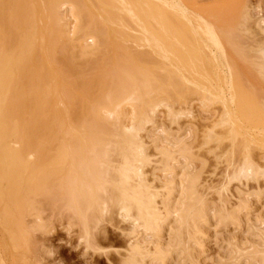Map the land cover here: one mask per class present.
<instances>
[{"label": "bare ground", "instance_id": "bare-ground-1", "mask_svg": "<svg viewBox=\"0 0 264 264\" xmlns=\"http://www.w3.org/2000/svg\"><path fill=\"white\" fill-rule=\"evenodd\" d=\"M196 1L0 0V181L6 177V189L14 192L13 182L23 168L27 173L37 172L38 181L45 179L48 172L41 176V170L51 164L50 145L60 143L52 151L62 154L64 162L56 160L71 169H67L71 178L67 176L69 187L63 198L70 213L67 227L78 226L83 244L78 243L85 255L103 250L99 242L107 231L101 224L115 217L125 224L118 231L126 243L122 250L115 249L116 263L108 258L109 264H167L175 260L177 264L179 258L193 262L210 229L218 238L213 228L219 224L239 228L244 221L247 230L255 226L258 234L250 239L251 246L247 240L246 247L234 246L233 260L264 264V214L254 220L247 216L251 197L259 203L264 196V94L258 97L254 88L264 85V46L256 48L259 56L250 64L256 69L251 71L254 82L248 81L254 90L239 74V64L231 58L235 52H228L242 48L229 34L235 32L240 15L233 16L238 15L236 21L228 14L231 19L226 22L234 29L226 36L227 27L221 29L211 22V13L209 18L205 11L199 14ZM244 8L236 26L250 34L252 17L247 6ZM256 23L264 34L262 22ZM241 52L246 62L247 55L243 49ZM237 55L242 56L240 52ZM211 107V118L201 119L202 111ZM160 108L167 110L173 122L187 117L189 121H210V125L199 135L196 124L188 121L174 135L157 122ZM60 115L67 120L62 143L63 120L61 128L56 124ZM41 140L50 148L46 145L43 149ZM149 146L153 151L149 152ZM202 150L213 153L225 166L219 188L209 186L201 177L206 162ZM12 167L21 170L13 173ZM21 172L15 192L20 195L21 189L24 195L30 194L29 184L37 182L36 177L28 173L26 185L29 176ZM232 183L237 185L234 202L230 200ZM250 183L254 190L249 189ZM0 187V194H9ZM24 195L20 199L16 195L20 209L13 211L31 218L35 231L47 233L46 221ZM5 216L0 226L9 221ZM4 226H9H1L7 232ZM9 238L12 243L13 237ZM1 245L5 249L0 235Z\"/></svg>", "mask_w": 264, "mask_h": 264}, {"label": "rangeland", "instance_id": "rangeland-1", "mask_svg": "<svg viewBox=\"0 0 264 264\" xmlns=\"http://www.w3.org/2000/svg\"><path fill=\"white\" fill-rule=\"evenodd\" d=\"M193 1H196V0H193ZM197 3V4H196ZM232 3V4H231ZM238 3V4H237ZM195 4H196V7L198 8V9H200L199 10V14L202 12V11H205L204 13H205V18L207 17V14H208V16H210V13L212 14L211 15V18H209V17H207V18H209V20H211V19H213V20H211V22H215V25L217 24L219 27H221V29L225 26V28L226 29H228L229 31H224L225 33L227 32V33H229L230 32V29H234L232 26V24H234V22L231 24L232 26V28H230V25H228V22H226V19L227 20H230L231 18H227V16H231L232 15V17L235 15V14H238V15H240L239 17H238V15H236L235 17H233V18H237L238 17V20L240 19L241 20V14H242V12L244 11L243 9H246V8H244L245 6H247V8L249 9V13L251 14V17H252V19H250V21H249V27L251 28H249L248 27V29H250V30H252L251 31V33L250 34H248L247 33V31L246 32H242V28L241 29H238V27L239 26H236L237 24L239 25V22H240V20H239V22L238 23H236V21H237V19H236V21H235V23H236V25H234V27H237V28H235V35H234V33H233V30H231L232 32H230L229 34H233V35H230V37H232V38H234V40H233V43L235 44H237V47H239L240 45L239 44H241L242 46H240V47H242V48H238V52L237 51H231V50H235V48H231V50L230 51H228L229 53H230V55H231V53H234V54H232V56H234V57H232L231 56V58H233V60H235L234 61V63H236V65H238V68H239V71L238 72H241V73H239V74H241L242 75V77H245L244 78V81L246 82H248L249 80L250 81H252V82H254L253 81V79H254V76H255V74H253V73H255L253 70H256L255 69V67H252V65L253 66H255V64H252V65H250L251 63H255V58L257 57V56H259L258 54H257V51H256V48L260 45V46H264V34L263 33H261L260 32V30H259V28H257V21L259 22H262L261 24H263L264 25V0H197L196 2H195ZM244 4V5H243ZM198 5V6H197ZM208 5V6H207ZM232 6V7H231ZM240 6V7H239ZM243 6V7H242ZM230 8V9H229ZM240 8H242L241 9V11H240ZM226 9H227V11H226ZM228 9H229V11H228ZM233 10V13H232V10ZM235 9V10H234ZM237 9V10H236ZM221 11H223V12H221ZM231 11V12H230ZM208 12V13H207ZM227 12H229V13H227ZM240 12V13H239ZM218 13H219V15H218ZM222 15H221V14ZM201 14H203V12L201 13ZM214 14V15H213ZM229 14V15H228ZM213 17V18H212ZM219 18V19H218ZM234 19V20H235ZM261 19V20H260ZM216 20V21H215ZM218 20H220V22H221V24H220V22L218 21ZM223 20H225V21H223ZM233 20V21H234ZM218 21V22H217ZM227 23V25H225V24ZM216 25V26H217ZM221 25V26H220ZM222 25H223V27H222ZM262 25V26H263ZM229 27V28H228ZM238 29V30H237ZM236 30H237V32H236ZM241 30V31H240ZM243 30V31H244ZM239 31V32H238ZM241 32V33H240ZM224 33V34H225ZM227 33L225 34L226 36H227ZM238 33V34H237ZM223 34V35H224ZM228 34V35H229ZM237 35H238V37L241 35V37H239V38H237ZM253 36V37H252ZM255 36V37H254ZM236 37V38H235ZM231 38V39H232ZM243 38V39H242ZM235 39H236V41H235ZM239 39V40H238ZM238 40V41H237ZM231 42H232V40H230ZM240 41V42H239ZM248 41V42H247ZM238 42V43H237ZM255 43V44H254ZM248 44H250V45H248ZM245 45V46H244ZM256 45V46H255ZM246 47V48H245ZM254 47V49H252ZM228 48H229V46H228ZM227 48V49H228ZM250 48V49H249ZM240 49V50H239ZM242 49H243V54L244 55H247L246 57V62L244 61V56L242 55ZM255 50V51H254ZM245 51H246V53H245ZM239 52H240V55H242V56H238L237 54H239ZM249 54H251V55H249ZM237 56V57H236ZM241 57H243V58H240ZM250 57V58H249ZM252 57V58H251ZM251 59L252 60H254V61H252V62H250L251 61ZM250 62V63H249ZM247 64V65H246ZM235 65V66H236ZM245 66H247V68L248 69H246V67ZM249 66V67H248ZM88 68H90V67H88ZM87 68V69H88ZM85 70V72H86V68H84ZM240 69H241V71H240ZM250 69V70H249ZM88 72H90V69L89 70H87ZM249 73H251L250 74V76H251V78H250V76H247L248 75V72ZM251 71H253V73L251 72ZM87 72V73H88ZM91 73V72H90ZM86 74V73H85ZM93 74V73H92ZM89 75V74H88ZM87 74H86V76H88ZM254 75V76H253ZM252 76H253V78H252ZM90 77V76H89ZM88 77V78H89ZM91 77H92V75H91ZM246 79V80H245ZM251 83V82H250ZM247 84V83H246ZM247 85H251L252 86V88H253V84H249V82H248V84ZM256 84H254V86H255ZM251 86H249V87H251ZM258 86V87H257ZM256 87H254L256 90H258L257 92H256V94L258 95V97H260L261 95L263 96V94H264V92L262 93L261 92V90H263L264 89V85L263 86H261V85H257ZM261 86V87H260ZM263 87V88H262ZM253 88V89H254ZM262 88V89H261ZM42 89V88H41ZM40 89V91H39V93L42 91ZM254 89V90H255ZM261 89V90H260ZM253 90V91H254ZM43 92H45V91H43ZM260 94V95H259ZM40 95V94H39ZM42 95V94H41ZM41 95H40V97H41ZM262 96L260 97V98H262ZM43 97V98H42ZM41 97V99L43 100L45 97L44 96H42ZM48 98V97H47ZM47 100V99H46ZM45 100V101H46ZM44 101V100H43ZM52 103V102H51ZM50 103V104H51ZM178 105H176L175 107H174V111H177L178 110V107H177ZM41 107V106H40ZM177 107V108H176ZM215 107V106H214ZM214 107H211V108H209L208 110H205V111H208L209 113H207V112H205V111H202L203 113H201L200 115H201V119H207V118H211L210 117V114H212V112H210V110H212ZM216 107H218V106H216ZM42 108V107H41ZM175 109H177V110H175ZM60 110V114L61 115H63V112H62V109H61V107H60V109H58V111ZM166 111L167 110H165L164 108H160V112H159V110H158V118H157V122H159V125L160 126H163L165 129H167L168 131H170L172 134H174V135H176V133H178V131H180L179 129L181 128L180 126H182V125H185L184 123L186 122V123H189V122H192V123H194V124H196V128H197V132L199 133V135H200V133H202V131H204V130H206V127L208 126V124L210 125V121H209V123L206 121H201L199 118H197L198 120H196L195 119V121L193 120V119H191V120H193V121H189V118H187V117H185V118H182V119H180V120H178V121H172V119L170 118H168V117H170L169 115H167L166 114ZM56 113H59V112H56ZM198 113V112H197ZM58 115V114H57ZM60 115V122H58V123H56V124H58V127L60 126V124H61V122H62V120H63V126H62V128H61V126H60V128H61V130H60V135L62 136V138H61V143L63 142V140H64V133H65V129H66V124H67V120L65 119V117L63 116H61ZM161 115V116H160ZM168 116V117H167ZM204 116V117H203ZM161 117V118H160ZM205 117H207V118H205ZM54 118V117H53ZM57 118H58V116H57ZM186 119V120H185ZM188 119V120H187ZM53 120V119H52ZM56 120H54V122H55ZM189 121V122H188ZM54 124V123H53ZM203 125V126H202ZM207 125V126H206ZM53 127V126H52ZM180 127V128H179ZM54 129H57V126H56V128L54 127ZM172 129V130H171ZM59 130V129H58ZM57 130V131H58ZM201 130V131H200ZM56 131V130H55ZM52 132V131H51ZM174 132V133H173ZM57 133V132H56ZM54 134V133H53ZM52 134V135H53ZM60 135H59V139H60ZM180 136L181 135H183V132L182 133H180L179 134ZM57 136H58V133H57ZM182 137V136H181ZM185 137V136H184ZM54 139V138H53ZM52 139V140H53ZM58 139V140H59ZM53 142V141H52ZM55 142V141H54ZM58 142H60V140L58 141ZM46 143V142H45ZM44 143V140H41L40 141V146L44 149L45 147H46V145L47 144H45ZM42 144V145H41ZM44 144V145H43ZM58 143L57 142H55V144L53 143V145H50V147L52 146V148H51V153L49 154L48 152H47V154H49L50 155V157L48 158V156H47V158L49 159V161L48 162H51V164L50 165H48V166H50V168L47 166V164H46V168L45 169H42L41 170V176H43L44 175V173H46L45 175H47V172H48V175L47 176H44V178L45 179H41L40 181H38V179H37V177L36 176H39L38 174H37V172L35 173V172H33L34 174H32V171H30V172H28V173H30V174H32V177H33V175L36 177V179H35V177L34 178H32L31 177V181H34L33 179H35V180H37V182H33V184H29L30 186L29 187H31V188H28V189H32L31 190V192H30V194H25V195H27L28 196V199L30 198V202L32 203V204H34L35 206H36V209L37 210H39L38 212L39 213H41V216H42V218H43V220L44 221H46L45 223L48 225V227H49V231L47 232V233H40V232H38V231H35L33 228H32V225H33V220L31 219V218H28V216L26 217V215H25V213H24V215L25 216H23L22 215V213H21V215H19L20 213H18L17 211V215L15 214V212L13 211V210H18V208H19V199L21 198L20 196H21V194L22 195H24V191L22 192V190L21 189H19V191H20V195H19V193H16L15 191L17 190L18 191V187H19V184H20V180L22 179V176L21 175H23V173L21 172L22 170H24V174H25V172H26V175L28 174L27 173V169L25 168H23L22 170L18 167H12V168H14L13 170H12V172L14 173V172H16V170L15 169H17V171H18V169H20L21 171H19L20 172V174H19V177H18V179H19V184L18 183H16L17 182V180H16V177H14V176H12V175H10V177L12 176V178L13 179H15L16 180V182L14 183L13 181H15V180H13L12 182H13V186H14V184H15V186L14 187H12L13 189H14V192H13V190L11 191L12 192V194L13 193H16L15 195L13 194V196H12V194L10 195V190H11V188L9 189L8 188V190H9V194L8 193H2V194H0V205H2V206H0V221H2V219H1V217L3 218L5 215H7V214H5V215H3L4 214V212L5 213H8V215L7 216H9L8 218V222L6 223V219L4 220L5 222H3L5 225H8L9 227H7V226H4V227H7L8 229H7V232H6V230H4L3 231V227H1V226H3L4 224H1V226H0V235L2 236V239H3V241L4 242H6V245H5V249L3 248L4 246H2L1 245V248H0V257L2 258V259H0V261L2 260V261H4V263L5 264H109L110 262H108L107 260H108V258L109 259H111L112 261L113 260H115V263H116V261L118 260V256H116V252H115V249H116V251L118 250V251H120V250H122V247L123 246H125V245H123V244H125L126 242V240H125V238H123V237H121V234H120V231H118V228L119 227H121V226H125V224H123V223H119L118 221H116L118 218H116L115 216V218L113 219L114 221H111L110 222V220H108V219H106L105 221H104V223L105 224H101V228H105V230L107 231V234H106V238H104V239H101L100 241L101 242H99V244L101 245H99L100 247H102L103 246V252H104V248H105V252L107 253L108 252V250L110 251V252H108L107 253V255H105V254H103V252L101 251L100 253H93V252H89V253H86V255H85V252H83L85 249H84V247H83V245H81V244H79L78 242H80L79 241V238H80V233H79V235H78V232H79V228L77 229V225H75V226H73V227H71V229L69 230V228L67 227V225H68V221H67V217H68V219H69V217H70V213H69V211H68V209L65 207L66 206V201H65V199H63V198H65L64 197V193H65V195H67V193L65 192L67 189H66V187H69V185L67 184V178L70 176V178H71V175L70 174H68L69 172H68V168H69V165L67 166V164H65V163H62L61 161H63V160H61L60 159V157L62 156V154H59V155H57L58 154V152H57V156L55 155V151L53 150L52 151V149H53V146L54 145H57ZM60 145V143L58 144V146ZM45 146V147H44ZM48 145H47V148H50ZM56 147V146H55ZM54 147V149H58V147H56L55 148ZM151 146H149V148H148V150H149V152L151 151V149H152V147L150 148ZM42 149V150H43ZM46 149V148H45ZM152 151H153V149H152ZM205 151V152H204ZM202 150V152H201V155H202V157H203V159H205L206 160V162H205V165H204V168H203V172H202V179H203V181L205 182H207V183H209L210 185L209 186H214L215 185V187L216 188H219V184H220V182L222 183V181L221 180H223V178L221 179V177H223V175L221 176V173L223 174V172H224V168H225V166L223 165V163L221 164V163H218L217 162V160H216V158H215V156L213 155V153H209L208 151L206 152V150ZM45 153H46V151H45ZM44 153V155L46 156V154ZM59 153H61L60 151H59ZM152 153V152H151ZM52 154L54 155V156H52ZM33 155V156H32ZM32 155H30V156H32L34 159H36L35 157H34V154H32ZM36 155V154H35ZM61 155V156H60ZM38 156V155H37ZM41 156H43V155H41ZM44 156V157H45ZM32 157H29L31 160H32ZM55 157V160L57 159V158H59L61 161L60 162H58L57 160H56V162L58 163H56L55 162V160L54 159H52V158H54ZM43 159V158H42ZM46 160V159H45ZM50 160H53V161H50ZM47 161V160H46ZM45 161V162H46ZM44 162V163H45ZM64 162V161H63ZM43 163V164H44ZM47 163V162H46ZM54 163V165H56V166H53L52 164ZM56 163V164H55ZM60 164V165H59ZM64 164H65V166H64ZM33 165H35V164H33ZM51 165H52V167H51ZM59 165V166H58ZM67 166V167H66ZM201 166L202 165H200V164H197L196 165V168L199 170V169H201ZM37 167V166H36ZM35 167V168H36ZM38 167H40V166H38ZM54 167V168H53ZM64 167V168H63ZM200 167V168H199ZM32 168V167H31ZM43 168V167H42ZM59 168V169H58ZM61 168V169H60ZM63 168V169H62ZM9 169H11V167L9 168ZM34 169V168H33ZM37 169V168H36ZM39 169V168H38ZM37 169V170H38ZM53 169V170H52ZM37 170H35V171H37ZM47 170V171H46ZM49 170V171H48ZM58 170V171H57ZM69 170H71L70 168H69ZM150 168L149 167H146V169H145V171L148 173V172H150ZM67 171V172H66ZM9 172H10V170H9ZM10 173V174H13V173ZM18 172V173H19ZM53 173L52 175L53 176H51V175H49V174H51V173ZM62 172H64V173H62ZM22 173V174H21ZM38 173H39V171H38ZM56 173V174H55ZM72 173V172H71ZM151 173V172H150ZM37 174V175H36ZM149 174V173H148ZM14 175V174H13ZM54 175H57V176H54ZM59 175V176H58ZM61 175V176H60ZM69 175V176H68ZM1 176V175H0ZM2 176H4V175H2ZM7 176V175H6ZM25 176V175H24ZM27 176H29V178H27ZM27 176H25V178H27V180L28 179H30V175H27ZM40 176V177H41ZM49 176V177H48ZM65 176V177H64ZM68 176V177H67ZM46 177H47V179H46ZM149 177H150V175H149ZM4 178V177H3ZM2 178V179H3ZM11 178V179H12ZM61 178V179H60ZM0 179H1V177H0ZM4 179H6V177L4 178ZM3 179V181L5 182V180ZM7 179H8V177H7ZM53 179V180H52ZM65 179V180H64ZM150 179H151V177H150ZM23 180H24V178H23ZM22 180V181H23ZM26 179H25V181H27ZM51 180V181H50ZM2 181V183L4 184H2L1 183V181H0V183L2 184V185H0V186H4L5 187V189L8 187V185H6V183H7V181H6V183H4ZM25 181H23V182H25ZM30 180H28L27 182H26V185H28V182H29ZM70 181V180H69ZM10 182V181H9ZM47 182V183H46ZM56 182H58L57 184H56ZM69 183V182H68ZM12 184V183H11ZM51 184V185H50ZM54 184V185H53ZM58 184H60L59 186H58ZM70 184H71V182H70ZM251 184V183H250ZM253 184V183H252ZM249 185V187H251V188H249L250 190H254V188H252V187H254L253 185ZM6 185V186H5ZM23 184H21V186H22ZM208 185V184H207ZM219 185V186H218ZM234 185V186H233ZM10 186H12V185H10ZM24 186V185H23ZM22 186V188H24ZM45 186H46V188H45ZM57 186V187H56ZM62 186V187H61ZM65 186V187H64ZM218 186V187H217ZM237 185H236V183H232V185H231V194H232V198H230V200L232 201V202H234V199H235V197L233 196V195H235L236 194V191L234 192V190L233 189H235V187H236ZM17 189H16V188ZM34 187V188H33ZM61 187V188H60ZM234 187V188H233ZM1 188V187H0ZM5 189H1V191L2 192H4L5 191ZM16 189V190H15ZM25 189V188H24ZM248 189V190H249ZM8 190L6 189V192H8ZM41 190V191H40ZM68 190H69V188H68ZM246 190V189H245ZM26 191V190H25ZM247 191V190H246ZM233 192L235 193V194H233ZM45 193V194H44ZM3 194H7L6 195V197H5V195H3ZM52 194H53V196H52ZM59 194V195H58ZM69 194V193H68ZM213 194V193H212ZM230 194V195H231ZM19 197V199H18V197ZM24 195V196H25ZM45 195V196H44ZM48 195V196H47ZM52 197H51V196ZM211 195V193L209 194V196ZM213 196H214V198H216L217 196H216V194L214 195L213 194ZM237 196V195H236ZM8 197H9V200H8ZM26 197V196H25ZM24 197V198H25ZM16 198V199H15ZM68 198V196H66V199ZM211 199L213 198L212 197V195H211V197H210ZM252 198H253V200H252ZM255 200V201H254ZM65 201V202H64ZM250 202H251V205H250V207L252 208V210L250 209V207L247 209V216H248V214H249V218H250V220H254L255 218H257L259 215H262V214H264V209H261V208H263L264 207V196L261 198V199H259L258 201H259V203H256V199H255V197L254 196H252L251 197V199L249 200ZM10 202V203H9ZM11 202H13V203H11ZM15 203H17V204H15ZM255 203V204H254ZM21 204V203H20ZM64 204H65V206H64ZM257 204V205H256ZM9 205V206H8ZM11 206H15V207H11ZM18 206V207H17ZM3 207V208H2ZM6 207V208H5ZM11 208H12V210H11ZM14 208V209H13ZM16 208V209H15ZM6 209V210H5ZM8 209V210H7ZM20 209V208H19ZM250 210V211H249ZM14 212V213H11V212ZM261 211V212H260ZM9 212L11 213V214H9ZM3 213V214H2ZM251 214V215H250ZM11 215H13V216H11ZM7 216H5L6 218H7ZM21 216H23V217H21ZM255 216V217H254ZM257 216V217H256ZM11 218V219H10ZM26 218V219H25ZM254 218V219H253ZM21 219V220H20ZM23 219V220H22ZM31 219V220H30ZM16 220V221H15ZM18 221H21V223L19 222L18 223ZM32 221V222H31ZM11 223V224H8V223ZM66 222V223H65ZM108 222V224L106 225V223ZM110 222V223H109ZM1 223V222H0ZM24 224V226H23V224ZM25 223H27V224H25ZM30 223L32 224V225H30ZM62 223V224H61ZM119 223V224H118ZM243 223L245 224V222L243 221ZM243 223H241L242 225H239V228L237 227V226H227V227H225V226H223L222 227V225H218V227H216V228H213V229H215L217 232H216V234L218 235V238H217V236H216V238H215V236L213 235V233H212V231H211V229L209 230V232H208V235H207V237H208V241L207 240H204L205 242H203V244H204V246L202 245L201 247H200V250L196 253L197 254V258H195L194 259V263L195 262H197V263H195V264H235L236 262H235V260H233V257L232 256H235L234 255V246H236V249H237V247H239V246H242V247H246L247 245H249L250 244V246H251V244H252V242L251 241H253V237L254 236H256V234H258V230H256V227L255 226H253V228L255 229H253V228H251V229H248L247 230V226L246 225H244ZM13 224V225H12ZM55 226H54V225ZM116 228V230H115V228H113V226ZM120 225V226H119ZM244 225V226H243ZM241 226H242V228H241ZM13 227V228H12ZM23 227V228H22ZM30 227V228H29ZM213 227V225H211V228ZM224 227H225V229H224ZM231 227H233V228H231ZM73 228V229H72ZM107 228V229H106ZM124 228V227H123ZM6 229V228H5ZM67 229H68V231L70 232H68L67 231ZM121 229V228H120ZM119 229V230H120ZM212 229V230H213ZM11 232H10V231ZM14 230V231H13ZM22 230V231H21ZM250 230V231H249ZM3 231V232H2ZM71 231H73V232H71ZM256 231H257V233H256ZM11 233V234H10ZM67 233V234H66ZM211 235H210V234ZM14 234V235H13ZM15 234L17 235V236H15ZM69 234V235H68ZM244 234V235H243ZM243 237H242V236ZM15 236V237H14ZM30 236V237H29ZM33 236V237H32ZM120 236V237H119ZM10 237V238H12V239H10V240H12L11 242L12 243H14L15 241H16V244H14V246L12 245V243H10V241L8 240V238ZM16 237H17V239H16ZM31 237H32V239H31ZM37 237V238H36ZM213 237V238H212ZM221 237V238H220ZM257 237V236H256ZM48 238V239H47ZM78 238V239H77ZM252 238V239H251ZM13 239H14V241H13ZM39 239H41V240H39ZM107 239V240H106ZM217 239V240H216ZM231 239V240H230ZM250 239H251V241H250ZM257 239V238H256ZM255 239V240H256ZM36 240V241H35ZM215 240V241H214ZM222 240V241H221ZM250 241V243L248 244V242H247V244H246V242L245 241ZM255 240H254V242H255ZM32 241V242H31ZM38 241V242H37ZM124 241V242H123ZM209 241H211V242H209ZM70 242V243H69ZM77 242V243H76ZM229 242H231V245H230V243ZM236 242H239V243H236ZM253 242V243H254ZM39 243V244H38ZM80 243H82L83 244V242H80ZM233 243V244H232ZM241 243V244H240ZM3 245L5 244V243H2ZM22 244V245H21ZM27 244V245H26ZM79 244V245H78ZM208 244H210V245H208ZM235 244V245H234ZM238 246H237V245ZM243 244V245H242ZM246 244V245H245ZM38 245V246H37ZM78 246V247H77ZM85 246V245H84ZM207 246V247H206ZM110 247H112V248H110ZM241 247V248H242ZM4 249V250H1V249ZM83 248V249H82ZM240 248V247H239ZM238 248V249H239ZM248 248V247H247ZM111 249V250H110ZM120 249V250H119ZM252 248L250 247V249H247V251L248 250H251ZM83 250V251H82ZM3 252H4V254H3ZM43 252V253H42ZM104 252V253H105ZM115 252V253H114ZM202 252V253H201ZM227 253V256H226V253ZM232 252V253H231ZM83 253H84V256H83ZM228 253H230L231 254V257H230V259H229V254ZM202 254V255H201ZM199 255V256H198ZM109 256V257H108ZM224 257V258H223ZM42 259V260H41ZM110 260V261H111ZM196 260V261H195ZM204 260V261H203ZM1 261V262H2ZM37 261H41L40 263L39 262H37ZM178 261V263L177 264H194L193 262H191V261H188V260H186V261H183L182 259H178L177 260ZM217 261H218V263H217ZM3 263V262H2ZM174 263H176V260L174 261ZM173 263V261L172 262H168L167 264H174ZM1 264V263H0ZM236 264H238V262L236 263ZM250 264V263H249Z\"/></svg>", "mask_w": 264, "mask_h": 264}]
</instances>
